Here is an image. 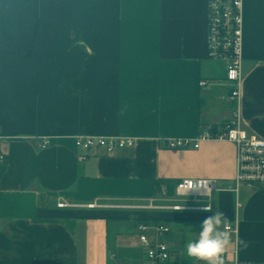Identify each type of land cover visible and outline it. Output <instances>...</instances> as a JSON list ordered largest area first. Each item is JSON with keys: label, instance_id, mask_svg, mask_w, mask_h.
<instances>
[{"label": "crops", "instance_id": "crops-1", "mask_svg": "<svg viewBox=\"0 0 264 264\" xmlns=\"http://www.w3.org/2000/svg\"><path fill=\"white\" fill-rule=\"evenodd\" d=\"M207 13L208 0H0V264H147L141 222L170 226L168 264H202L185 245L212 213L170 207L208 200L239 217V258L264 264V185L236 192L234 144L167 146L233 117L227 63L207 56ZM242 59L241 125L264 139V0H243ZM80 135L135 145L82 161ZM183 179L215 186L178 196Z\"/></svg>", "mask_w": 264, "mask_h": 264}, {"label": "built area", "instance_id": "built-area-1", "mask_svg": "<svg viewBox=\"0 0 264 264\" xmlns=\"http://www.w3.org/2000/svg\"><path fill=\"white\" fill-rule=\"evenodd\" d=\"M242 46H243V0H208L207 13V56L210 59L222 60L227 63L226 82L231 85L230 99L236 104L232 119L222 127L207 126L194 139L170 138L167 146L171 150L193 147L198 149L203 141H225L234 144L236 148V192L241 187L254 188L264 185V139L248 133L241 125V70H242ZM206 84L205 81L201 85ZM1 138V137H0ZM49 144L47 139L40 143L41 148ZM75 145L80 151L79 159L86 160L93 150L103 149L112 153L117 149L133 147L135 139L132 137H100L93 135H80L75 138ZM8 155L0 147V166L7 163ZM215 183L205 179H183L176 184V194L206 195L209 196ZM59 208H69L72 205L59 198ZM88 208L108 207V205L93 202L86 205ZM147 209L169 207H157L150 202L142 206ZM201 207H182L175 205L173 210L200 209ZM140 231L139 241L145 250L147 264H168L170 250L162 237L171 230L165 223H154L151 226L145 222L138 224ZM153 231L150 235L149 232ZM223 231L233 237L234 249L232 264H251L239 258V251L235 239L239 237V217L232 222L223 225ZM228 251L224 253L225 264Z\"/></svg>", "mask_w": 264, "mask_h": 264}, {"label": "clouds", "instance_id": "clouds-1", "mask_svg": "<svg viewBox=\"0 0 264 264\" xmlns=\"http://www.w3.org/2000/svg\"><path fill=\"white\" fill-rule=\"evenodd\" d=\"M201 211L212 214L200 222L198 237L186 243L185 253L202 264H225L224 253L233 243L232 235L222 230V226L227 223V217L216 205L214 210L212 200L206 201ZM235 244L238 250L247 249L249 246L248 241L239 237L235 239Z\"/></svg>", "mask_w": 264, "mask_h": 264}]
</instances>
